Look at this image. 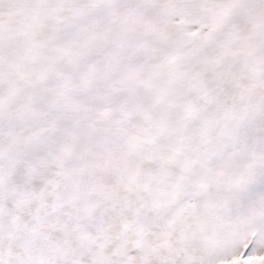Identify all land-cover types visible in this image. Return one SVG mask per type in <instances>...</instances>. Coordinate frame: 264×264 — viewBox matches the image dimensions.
<instances>
[{
    "label": "snow or ice",
    "instance_id": "obj_1",
    "mask_svg": "<svg viewBox=\"0 0 264 264\" xmlns=\"http://www.w3.org/2000/svg\"><path fill=\"white\" fill-rule=\"evenodd\" d=\"M0 264H264V0H0Z\"/></svg>",
    "mask_w": 264,
    "mask_h": 264
}]
</instances>
